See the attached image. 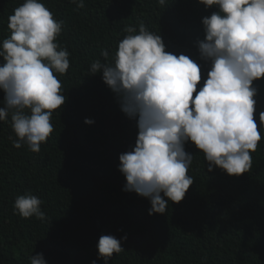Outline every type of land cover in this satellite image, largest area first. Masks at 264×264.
Here are the masks:
<instances>
[{
	"label": "trees",
	"instance_id": "1",
	"mask_svg": "<svg viewBox=\"0 0 264 264\" xmlns=\"http://www.w3.org/2000/svg\"><path fill=\"white\" fill-rule=\"evenodd\" d=\"M23 2L0 0V43ZM41 2L64 21L58 42L70 53V68L57 75L67 99L53 113L54 131L39 153L26 143L13 147L10 115L0 121V264H30L41 253L47 264H104L97 244L108 234L127 237L125 251L108 264H264V125L252 168L240 177L219 168L208 172L203 153L187 143L193 185L179 204L169 202L164 215H149L150 202L123 191L118 171L119 155L135 145L136 121L120 110L101 73L89 71L97 59L110 63L125 29L138 32L141 23L161 35L166 51L198 60L202 18L216 9L198 0H84L83 9L71 0ZM202 85L203 79L197 90ZM255 86L259 127L264 80ZM3 99L0 91V106ZM28 193L43 201L44 220L14 211L16 197Z\"/></svg>",
	"mask_w": 264,
	"mask_h": 264
},
{
	"label": "clouds",
	"instance_id": "2",
	"mask_svg": "<svg viewBox=\"0 0 264 264\" xmlns=\"http://www.w3.org/2000/svg\"><path fill=\"white\" fill-rule=\"evenodd\" d=\"M71 3L85 7L84 0ZM198 3L216 9L202 18L198 60L166 51L161 35L141 23L138 32L132 26L125 29L128 34L110 63L97 59L89 69L101 73L120 110L136 121L135 145L119 155L118 171L125 177L123 191L150 202L149 215H164L169 202L179 204L193 185L189 170L194 155L185 150L187 143L203 153L208 172L219 168L240 177L252 168V153L262 140L264 111L258 127L255 82L264 80V0ZM8 21L10 35L0 43V121L10 115L17 137L13 147L26 143L39 153L54 131L53 113L67 99L57 75L70 68V53L58 42L64 21L55 19L41 0H24ZM101 55L109 60L107 50ZM42 203L33 194L18 195L14 211L44 220ZM126 239L100 236L97 251L104 264L125 251ZM30 264L47 262L41 253L32 255Z\"/></svg>",
	"mask_w": 264,
	"mask_h": 264
},
{
	"label": "rangeland",
	"instance_id": "3",
	"mask_svg": "<svg viewBox=\"0 0 264 264\" xmlns=\"http://www.w3.org/2000/svg\"><path fill=\"white\" fill-rule=\"evenodd\" d=\"M155 6H156V2H153V8H155Z\"/></svg>",
	"mask_w": 264,
	"mask_h": 264
}]
</instances>
